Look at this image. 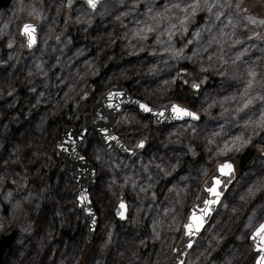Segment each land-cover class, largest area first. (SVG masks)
I'll return each mask as SVG.
<instances>
[{
    "label": "rangeland",
    "instance_id": "rangeland-1",
    "mask_svg": "<svg viewBox=\"0 0 264 264\" xmlns=\"http://www.w3.org/2000/svg\"><path fill=\"white\" fill-rule=\"evenodd\" d=\"M66 1L13 0L0 14V45L7 52L0 66V235L18 231L12 248L18 244L14 254L20 256L19 264H165L197 189L214 169L209 166L224 159L236 164L242 151L264 142V0H104L94 13L84 4L66 9ZM199 16L202 22L189 28ZM25 22L39 27L32 52L19 39ZM3 54L0 47V60ZM184 63L199 75L190 83L202 82L207 68L227 74L221 92L214 89L219 77L198 92L194 105L174 100L207 117L204 123L183 122L149 133L151 119L127 110L116 131L127 135L130 146L149 137L132 159L105 154L94 132L88 134L82 152L98 170L99 185L90 192L100 227L90 243L91 259L83 263L86 224L77 227L65 208L69 177L60 172L55 144L66 124L61 126L56 117L66 113L60 118L81 130L93 105L83 96L92 81L95 99L127 82L132 95L158 107L173 92ZM23 83L24 95L18 90ZM236 109L242 114L234 125ZM45 172L58 173L53 174L55 184L63 191L57 218L73 237L56 254L43 253L49 238L40 237L42 231L38 238L22 237L38 232L41 220L27 228L17 224L19 207H33L37 179ZM263 181L264 162H258L224 198L185 264L208 261L230 239L216 264H254L256 255L245 244L264 220ZM121 192L128 205L125 223L115 217Z\"/></svg>",
    "mask_w": 264,
    "mask_h": 264
},
{
    "label": "water",
    "instance_id": "water-1",
    "mask_svg": "<svg viewBox=\"0 0 264 264\" xmlns=\"http://www.w3.org/2000/svg\"><path fill=\"white\" fill-rule=\"evenodd\" d=\"M103 1L96 0L95 8L88 3V0H67L65 6L67 9H71L79 4H84L91 13H94ZM12 2L13 0H0V13L7 10ZM25 25H31L32 27L25 29ZM38 38L39 27L36 23L25 22L21 25L19 39L24 44L26 51L32 52L36 49ZM193 84H199L195 82L190 84L194 90H198L199 87L194 88ZM109 93H111V96ZM140 104H146L151 111H145L140 107ZM173 104L195 113V117L187 115L176 116L171 108ZM127 110H136L142 118H150L153 127L157 129L189 121L198 123L201 118L191 107L183 106L177 101H168L161 106L153 107L146 101L132 95L125 86L112 85L97 96L90 111L84 114L81 130L74 125H66L62 128L60 140L56 144V157L61 164L60 172L67 174L72 183L71 197L73 207L82 216L86 224L87 243H91L95 239L100 227V215L94 205L90 192L91 188L96 187L98 184V170L96 165L82 152V148L88 134L94 132L104 153L107 155L117 153L132 159L142 152L149 142L147 136L141 137L133 146H130L127 135L116 131L115 125L119 116ZM141 141H143V146H141ZM226 163L231 165V172L226 168L221 169L220 166ZM236 177L237 172L231 162L225 161L215 164L211 174L202 183L194 203L186 215L180 237L165 264H185L188 254L192 251L204 229L211 222L225 195L235 182ZM217 181H219V184H217ZM209 188L218 191L220 193L219 197L217 198L214 192H209ZM83 197H86V199ZM205 201L215 202L206 205ZM207 209H210V211ZM115 217L120 223L127 221L128 205L124 192H121L118 196ZM200 220H202V226L197 230L196 225ZM262 223H264V220L255 230ZM186 225H190L191 229L186 227ZM190 231L195 232V234L191 235ZM253 232L249 236L248 242L256 255L254 261V264H256L258 251L256 244L253 242ZM17 237L18 231L12 230L0 238V264L3 262L5 253L14 245Z\"/></svg>",
    "mask_w": 264,
    "mask_h": 264
},
{
    "label": "trees",
    "instance_id": "trees-1",
    "mask_svg": "<svg viewBox=\"0 0 264 264\" xmlns=\"http://www.w3.org/2000/svg\"><path fill=\"white\" fill-rule=\"evenodd\" d=\"M196 20H197V22L191 23L188 27L192 29V28H194V26L197 25L196 23L202 22V19L200 16L197 17ZM0 47L2 48L3 53H4L1 57V60L3 59V61L1 62V60H0V66H1L4 63H6L5 55L7 54V52L5 50L4 44H1ZM188 64L189 63H184L183 65H181L180 68L182 69L183 73H182V75L178 76V80L172 85L174 90H173V92L169 93L168 98L172 97L169 100H177V101L182 102L183 104H190L192 106L195 104V102L193 103V101L196 100L195 98L197 96H199L198 92L201 91L203 88H206L207 86H211V85L214 86L217 82V79H219V77H221L222 81L215 85L218 87V88L217 87L214 88L215 91L219 90L221 87L225 88V82L224 81L226 80L225 76L227 74L219 76L217 74H214L213 71H211V68H207L206 72H204L203 76H202V80L203 81L206 80L205 84L203 86H200V89L198 91H194L189 86V83H190L189 80H192V78H199L198 77L199 75L194 73ZM201 65H202V63L200 64V67H201ZM215 75H217L218 78H216ZM193 82H195V81H193ZM94 84H95V81L90 82L88 85V87L90 88V92L83 94V96L88 101V105H90V104L92 105L95 102V96H96L95 93H97V92L95 90H93ZM121 84L123 86H125L133 94V92L131 91L132 85L130 83L123 82ZM18 90L20 91V93L22 95L25 94L24 83H23V87L18 89ZM5 95L6 94H4V96ZM23 97H25V96H23ZM83 100L84 99H82L81 101H83ZM166 100L158 101L156 104L158 106H160ZM235 113L238 115V117L235 118V116H232V119H231V122L234 125L237 124L239 117L242 114V110L236 109V112H233V114H235ZM66 115H67L66 113H62L61 116L56 117L57 121L59 122V124L61 126H64L65 124L66 125L71 124L69 122H65V119L60 118V117H65ZM206 120H207V117L203 116V117H201L200 122L204 123ZM155 130L156 129L153 128L152 126H150L148 128L149 133H154ZM145 134H147V133H145ZM12 140H13V137L9 138L10 142ZM129 142H130V139H129ZM54 155H55V153H54ZM1 156H2V154H0V160H1ZM20 158H21V160H23L22 156ZM33 159L36 163L38 162V157L36 156V154L33 155ZM57 161H58V159H57ZM221 161L232 162L234 167L236 168V172H237V178H236L234 184L232 185V187L230 188V190L226 194V196L227 195L229 196V195H231V193H233V190H235L233 188H235L238 180H240L241 178L247 177L249 175V173L253 169H255L258 162H264V142H262V143L259 142L258 144L251 145L248 148H246L244 151H242L237 156L236 164L232 160L224 159ZM217 162H219V161L215 160L213 162V164L209 166V171ZM53 174L58 175V173H55V172H53ZM53 174H49L47 172L41 173V176L37 179V182H36V188H38V190H39V193H37L36 202H35V196H34V199H32L33 207H30V208H25V207L23 208V206L19 207V209H20L19 215H18V221L19 222L17 224L19 227H26L27 228V226L29 227V225H30V227H32L38 219L41 220L38 222L39 223V226L37 227L38 232L35 231V234H33L32 231L30 230L27 234H23L22 237L27 238L28 236L34 235V238H38L40 231H42V234L40 235V237L49 238L47 240V242L44 243V245H46L45 246L46 248H43V250H44L43 253L51 251L54 254H56L58 252V250L60 249L61 245L64 243V241L70 242L71 240H73V237L68 235L65 227H63V225L60 224L59 218H57V213L59 212V210L62 206L61 194H62L63 189L61 192L58 191V189H60V186L58 184H55L56 179H55V176ZM66 185H67V187H66L65 191L63 192V194L65 195L63 197L65 208H69V211L72 212V216L73 215L75 216L76 225H77V227H79L81 224H83V219L73 209L72 198H71V190H72L71 183L69 181H67L65 183V186ZM98 185H99V183H98ZM262 185H263V190L261 191L262 192L260 195L261 198L264 196V181L262 182ZM199 189H200V187L197 189L195 196L197 195ZM16 225H15V227H16ZM18 226L16 227V229H19ZM26 230H28V229H26ZM2 236L3 235H0V238ZM229 241H227L224 244L223 248L218 250L216 253L212 254L209 257L208 261H206V259L203 258L201 260L200 264H216L218 262V260H220L222 258V254L225 253L226 248L229 244ZM245 245H249L248 241L246 242ZM17 247H18V244H17ZM17 247H13L11 250H8L5 253L2 264H19V262L21 261V258H20V256H17L14 254V251L17 250ZM94 253H95V250H94ZM91 255H92L91 245L86 244V247L84 249V253L82 254V262L84 263V262H87V260L91 259ZM204 257H206V256H204ZM42 259H43V257H42Z\"/></svg>",
    "mask_w": 264,
    "mask_h": 264
},
{
    "label": "snow or ice",
    "instance_id": "snow-or-ice-1",
    "mask_svg": "<svg viewBox=\"0 0 264 264\" xmlns=\"http://www.w3.org/2000/svg\"><path fill=\"white\" fill-rule=\"evenodd\" d=\"M88 3L93 7L95 8L96 7V0H88ZM205 3H207V0H205ZM178 7V5H177ZM249 19H251V17H249ZM255 22V21H253ZM261 23H264V21H261ZM25 29H28V28H31L32 26L31 25H25L24 26ZM148 31H151V29H147ZM30 44H31V41H30ZM193 87L194 88H198L199 85L197 84H193ZM109 95L111 96V93H109ZM118 107V105H117ZM140 107L142 109H144L145 111H151V109L148 108V106L146 104H140ZM171 108H172V111L173 113L176 115V116H184V115H187V116H193L195 117V113L189 111L188 109L186 108H183L181 106H178V105H171ZM111 138V137H110ZM244 143H248V141H244ZM141 146H143V141H141ZM239 150V149H237ZM221 169H228L229 172H231V165L230 164H225V165H221L220 166ZM217 184H219V181H217ZM209 192H214L215 196L218 198L220 193L218 191H214L213 188H209L208 189ZM86 199V197H83ZM215 201H205V204L206 205H209V204H212L214 203ZM123 206V205H122ZM208 211H210V209H207ZM90 211V209H89ZM202 226V220L198 221L197 225H196V229L198 230L199 227ZM186 227H189L191 229V226L190 225H186ZM190 234L191 235H194L195 232H192L190 231ZM252 238H253V242L256 244V248H257V251H258V257H257V260H256V264H264V223H262L256 230L255 232H253L252 234ZM257 238H258V243H257Z\"/></svg>",
    "mask_w": 264,
    "mask_h": 264
},
{
    "label": "flooded vegetation",
    "instance_id": "flooded-vegetation-1",
    "mask_svg": "<svg viewBox=\"0 0 264 264\" xmlns=\"http://www.w3.org/2000/svg\"><path fill=\"white\" fill-rule=\"evenodd\" d=\"M98 185V184H97ZM83 222H84V220H83ZM85 223V222H84Z\"/></svg>",
    "mask_w": 264,
    "mask_h": 264
}]
</instances>
